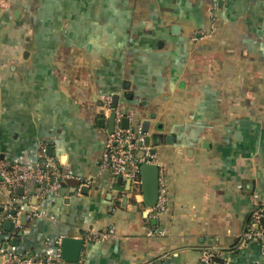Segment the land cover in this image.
Masks as SVG:
<instances>
[{
  "label": "crops",
  "instance_id": "0c3cea01",
  "mask_svg": "<svg viewBox=\"0 0 264 264\" xmlns=\"http://www.w3.org/2000/svg\"><path fill=\"white\" fill-rule=\"evenodd\" d=\"M112 112L121 128L126 117L147 129L164 210L146 208L128 180H71L18 203L14 230L0 188V253L60 239L63 258L73 239L67 264H198L204 251L223 264L263 260L239 243L264 207V0H0V164L32 166L45 146L89 178Z\"/></svg>",
  "mask_w": 264,
  "mask_h": 264
},
{
  "label": "built area",
  "instance_id": "2783aa9c",
  "mask_svg": "<svg viewBox=\"0 0 264 264\" xmlns=\"http://www.w3.org/2000/svg\"><path fill=\"white\" fill-rule=\"evenodd\" d=\"M110 99H106L102 110L108 111ZM119 118L115 119V126L111 133L106 134L103 149L96 162L95 175L80 179L60 165L58 159L47 154L45 146L40 147L37 161L34 165L24 166L19 164H0V188L7 192L11 198V206L4 216L10 221L14 230H19V212L15 206L18 203H29L32 197L45 200L49 195H58L66 181L76 180L80 186H90L99 179L121 178L128 180L136 189L140 185L138 169L140 165L152 163L153 154L149 144L146 143L147 133L142 128L123 129L119 125ZM141 154V156H138ZM29 186L31 188H29ZM19 190L22 194L19 195ZM167 202L165 183L159 180V193L157 203L149 208L162 211ZM36 212L26 215L31 221ZM264 207H256L252 210L240 236L239 248H246L256 245L263 260L258 264H264ZM112 228H109L105 235H112ZM100 236L98 233L88 231L85 240L96 241ZM217 253L204 251L200 254L198 264L219 263ZM0 264H67L61 255V240L55 241L53 249L33 255H22L15 246H6L0 253ZM223 264V263H220Z\"/></svg>",
  "mask_w": 264,
  "mask_h": 264
},
{
  "label": "water",
  "instance_id": "95a60500",
  "mask_svg": "<svg viewBox=\"0 0 264 264\" xmlns=\"http://www.w3.org/2000/svg\"><path fill=\"white\" fill-rule=\"evenodd\" d=\"M117 98H113L112 106L116 107ZM115 112H112L109 118V126L110 131L108 133H111L113 130V124L115 119ZM128 119L126 117H123L121 119V126L123 129L128 128ZM145 129V128H144ZM147 132V129L144 130ZM150 137L147 136L146 143L149 144ZM153 154V151H151ZM139 174V180H140V193L142 198V203L146 208H152L156 205L157 199H158V193H159V169L158 167L153 163H145L140 165L138 169ZM120 178L117 179L118 182H120ZM127 185H129V181L126 182ZM6 227L10 228L11 224L9 222L6 223ZM63 245V258L68 262H75L78 257V252L80 249L81 241L80 240H73V239H64L62 241ZM69 245H74L75 250L72 257H67V249L69 248ZM213 264H220V263H213Z\"/></svg>",
  "mask_w": 264,
  "mask_h": 264
},
{
  "label": "trees",
  "instance_id": "16d2710c",
  "mask_svg": "<svg viewBox=\"0 0 264 264\" xmlns=\"http://www.w3.org/2000/svg\"><path fill=\"white\" fill-rule=\"evenodd\" d=\"M65 184V183H64ZM217 261H219L218 259H217Z\"/></svg>",
  "mask_w": 264,
  "mask_h": 264
},
{
  "label": "rangeland",
  "instance_id": "374dc122",
  "mask_svg": "<svg viewBox=\"0 0 264 264\" xmlns=\"http://www.w3.org/2000/svg\"><path fill=\"white\" fill-rule=\"evenodd\" d=\"M9 0H7V2H8Z\"/></svg>",
  "mask_w": 264,
  "mask_h": 264
}]
</instances>
